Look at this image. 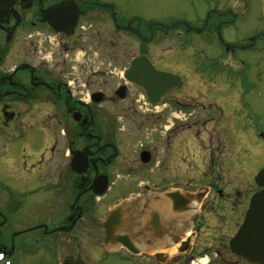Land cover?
I'll return each instance as SVG.
<instances>
[{
    "label": "flooded vegetation",
    "instance_id": "obj_1",
    "mask_svg": "<svg viewBox=\"0 0 264 264\" xmlns=\"http://www.w3.org/2000/svg\"><path fill=\"white\" fill-rule=\"evenodd\" d=\"M188 2L163 22L142 0H0L1 263L53 246L55 264H251L229 243L257 173L245 195L219 163L227 138L250 143L249 117L264 145L251 103L264 80V0ZM189 34L219 46L195 51L211 62L185 50ZM140 58L180 80L152 126L155 106L124 77ZM195 141L208 151L196 169L184 158Z\"/></svg>",
    "mask_w": 264,
    "mask_h": 264
},
{
    "label": "rangeland",
    "instance_id": "obj_2",
    "mask_svg": "<svg viewBox=\"0 0 264 264\" xmlns=\"http://www.w3.org/2000/svg\"><path fill=\"white\" fill-rule=\"evenodd\" d=\"M145 2L148 13L150 15L151 12H155L152 8L158 7L160 10H162L163 14H161L160 21L165 22L166 20L165 15L166 14H171V13H179L181 9H185L189 7V2L188 0H142ZM193 3L191 2V5ZM160 16V15H159ZM159 16H155L159 18ZM188 40L192 43L190 47H184L186 51H189L188 53L191 54L192 56L195 54V51L202 50L206 52L208 48H212L211 50L218 51L219 46L216 43H204V35H199V34H189ZM170 41H165L163 44L164 46L168 45ZM195 44V45H194ZM197 53V56H195L196 60L199 63H204L205 61L211 62L212 59L208 57H204L203 55H200ZM264 67V64H263ZM260 88L262 90H259L257 92H254L251 97V103L253 105L254 110L256 111L257 115L259 116L260 123L262 127H264V80L259 84ZM211 90V89H210ZM208 90V91H210ZM205 92V91H203ZM213 102H216L213 100ZM217 103V102H216ZM218 104V103H217ZM149 110L147 111L148 117H150V114L152 115L149 119V125L151 122L155 123L156 120V114L155 111L158 110L157 107L151 108L149 107ZM202 112L196 109L194 115H202ZM214 112H212L213 114ZM217 113V112H215ZM219 116L220 114L217 113ZM41 119L39 116L35 117L32 116L30 117L31 120V125H37L35 123V120ZM251 118L249 117V121H247V124L250 129H248V136L250 139V143L246 142H232L230 141L229 138H227V142H222L223 144L221 146L226 148L225 153H227L228 157L225 158L224 161H221L219 164L225 168H227V175L222 177L226 184L229 186V188L237 189L241 191V193H245L246 195V190L250 188L249 186L253 184V179H254V174L258 172L261 168L264 167V145L257 140H254L255 138H252L251 132H254L257 127L255 122L250 120ZM157 124V122H156ZM152 126V125H150ZM149 126V128H150ZM257 126V125H256ZM260 127V126H259ZM227 130V133L229 132V128L225 127ZM24 128H21V131ZM247 131L246 128L242 126H236L235 128H230L231 133H234L237 131V133H240L241 131ZM220 131V129H219ZM194 133V131H193ZM230 133V135H231ZM30 135L31 136H39L40 135V129L37 127H33L30 129ZM252 138V139H251ZM214 142V141H213ZM195 148H193L190 152V156L187 154L184 155V158L186 160L185 164L188 165L189 163L192 164L193 168H197L198 166V158L200 157L204 158V164L203 166H207L208 160L206 161L208 156V151L205 150L204 145L202 142H194ZM198 144L201 145V151L199 152L197 150ZM218 150H221L220 147L218 146ZM222 151L224 149L222 148ZM176 152V149H173L172 155ZM201 153V154H200ZM202 162V161H201ZM6 164V162H5ZM4 164V165H5ZM202 164V163H201ZM225 169H222L221 172L223 173ZM178 178H182V175H177ZM187 175H185L186 177ZM187 178V177H186ZM195 182H199V178L196 176L194 177ZM6 182V180H4ZM254 190L255 188H251ZM243 196V199L245 197ZM242 198V197H241ZM224 219L226 222H233L234 220L230 216V214H225ZM217 222V221H216ZM228 232L231 234V229L228 230ZM61 242V241H60ZM89 244L92 245L91 240L89 241ZM60 251H57L55 247H51L49 252H40L38 254H35L34 257L27 263L25 264H55L58 260L57 253ZM0 264H3L0 262ZM24 264V263H22Z\"/></svg>",
    "mask_w": 264,
    "mask_h": 264
},
{
    "label": "water",
    "instance_id": "obj_3",
    "mask_svg": "<svg viewBox=\"0 0 264 264\" xmlns=\"http://www.w3.org/2000/svg\"><path fill=\"white\" fill-rule=\"evenodd\" d=\"M125 78L142 87L149 102L153 105L157 104L162 96L173 88H177L180 84L177 76L156 71L145 58L133 60L125 72ZM75 162L78 165L82 160L74 159L71 162L73 171L77 170ZM255 183L262 189L251 197L243 222L231 238L229 246L235 255L240 256L247 262L264 264V168L256 174ZM103 191L104 189L97 191V193L101 194ZM62 264L76 263H73L71 259H66Z\"/></svg>",
    "mask_w": 264,
    "mask_h": 264
}]
</instances>
